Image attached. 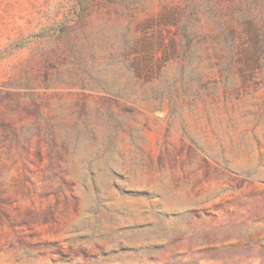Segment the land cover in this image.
Instances as JSON below:
<instances>
[{
    "label": "rangeland",
    "instance_id": "374dc122",
    "mask_svg": "<svg viewBox=\"0 0 264 264\" xmlns=\"http://www.w3.org/2000/svg\"><path fill=\"white\" fill-rule=\"evenodd\" d=\"M186 1L0 0V264H264V0Z\"/></svg>",
    "mask_w": 264,
    "mask_h": 264
},
{
    "label": "trees",
    "instance_id": "16d2710c",
    "mask_svg": "<svg viewBox=\"0 0 264 264\" xmlns=\"http://www.w3.org/2000/svg\"><path fill=\"white\" fill-rule=\"evenodd\" d=\"M238 1L240 6L238 5L237 9H239L241 5H246L247 0ZM200 11H204L209 14L213 13V9L207 0H187L182 7L169 9L167 18L171 17L172 19H175L177 17H184V19H188V17ZM243 17V25L249 34L245 41L246 44L241 49L243 52V59L246 63H259V60L262 57V52L264 51L262 47V44H264V36H260L258 34L251 17ZM182 27H185V21L182 23Z\"/></svg>",
    "mask_w": 264,
    "mask_h": 264
}]
</instances>
